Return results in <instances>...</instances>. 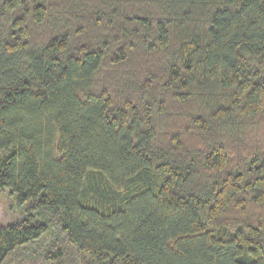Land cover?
Returning a JSON list of instances; mask_svg holds the SVG:
<instances>
[{"label":"trees","instance_id":"obj_1","mask_svg":"<svg viewBox=\"0 0 264 264\" xmlns=\"http://www.w3.org/2000/svg\"><path fill=\"white\" fill-rule=\"evenodd\" d=\"M0 264H264V0H0Z\"/></svg>","mask_w":264,"mask_h":264},{"label":"rangeland","instance_id":"obj_2","mask_svg":"<svg viewBox=\"0 0 264 264\" xmlns=\"http://www.w3.org/2000/svg\"><path fill=\"white\" fill-rule=\"evenodd\" d=\"M53 233H44L42 235V237L38 240V245L40 248H45L47 246H51L54 242V239H53V236H52Z\"/></svg>","mask_w":264,"mask_h":264}]
</instances>
